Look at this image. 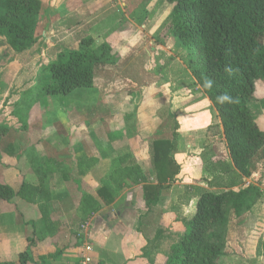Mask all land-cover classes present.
Listing matches in <instances>:
<instances>
[{"label": "rangeland", "instance_id": "1", "mask_svg": "<svg viewBox=\"0 0 264 264\" xmlns=\"http://www.w3.org/2000/svg\"><path fill=\"white\" fill-rule=\"evenodd\" d=\"M164 2L143 0L141 10L145 12L143 16L148 14L145 17L149 21V32L169 18L172 6ZM126 28L129 32L134 31L128 23ZM119 29H122L121 26ZM33 32L36 42L23 53L14 52L6 37L0 36V150L10 149L16 156H5L4 160L10 168L18 164L21 181L35 182L34 159L45 155L56 158L69 169L76 165L78 156L83 152H94L108 159L121 155V152L112 153L110 139L138 135L144 142L163 138L177 140L181 133L187 134V141L182 137L174 153V157H179L182 163L180 177L170 186H165L163 199L158 205L147 206V220L143 223L151 241L162 231L160 249L147 251L151 257H156L153 264L165 261L161 252L164 255L169 252L186 232L188 222L196 211L197 198H187L188 188L220 191L223 188L218 186H224L230 177L220 175L218 179L207 171L212 161L229 165L232 161L221 120L190 69V60L197 58L196 54L184 48L171 31H165L162 26L154 36L156 42L136 49L137 60L142 63L141 71L129 67L105 81L103 65L117 63L121 51L128 49L127 46H120L113 37L112 47L109 44L98 48L92 46L98 55L106 52V57L96 67L94 89L77 90L69 96H46L36 102L39 80L49 76L47 66L58 59L60 52L74 51L77 46L63 45L66 41L62 36L74 35V31L63 35L61 31L56 32L58 39L47 36L45 30L38 26ZM57 42L59 45H53ZM154 48H157L155 52ZM153 66L163 69L162 79L150 73L149 70H154ZM258 88L256 99L251 104L257 118L264 113V83ZM191 97L195 101H191ZM258 121L263 122V119ZM155 123L160 127H155ZM93 137L95 143L88 141ZM110 163L111 172L117 165V159H112ZM144 165L150 169L153 167L148 162ZM5 169L0 164V171ZM2 172L0 180H3ZM75 173L73 169L70 171L71 176ZM91 177V181L84 184L87 192L102 187L109 174L95 172ZM258 185L263 201L261 199L254 210L241 218L230 211L227 222L211 233L212 241L222 246L217 264H264V150L256 161L254 175L244 179L240 188H257Z\"/></svg>", "mask_w": 264, "mask_h": 264}, {"label": "trees", "instance_id": "2", "mask_svg": "<svg viewBox=\"0 0 264 264\" xmlns=\"http://www.w3.org/2000/svg\"><path fill=\"white\" fill-rule=\"evenodd\" d=\"M164 1L172 6V13L163 29L171 31L184 48L196 54L197 58H192L189 66L221 120L232 163L212 161L208 166L207 171L216 175L215 178L230 176L224 186H218L222 190L188 188L187 198H197L195 214L186 232L163 254L162 264H217L222 246L212 241L211 233L227 222L230 211L239 218L262 198L257 188L240 186L244 179L253 176L256 161L264 150V128L251 108L259 83L264 81V0ZM40 11V0H0V36L6 37L14 52L23 53L34 46L33 31ZM93 43L92 39H85L81 51L60 53L47 66L49 76L39 80L36 102L46 96H69L77 90L94 87L95 69L106 52L98 55L90 50ZM150 150L151 177L143 173L131 156L118 159L117 168L99 190V196L106 203L112 202L121 190L143 183L147 206L160 202L165 186L177 181L182 168L173 155L174 142L156 140ZM96 163V159L80 158L79 175H84ZM41 169L40 186L24 182L16 194L10 186L0 184V200L19 197L32 202L36 197L47 198L45 178L54 175L58 167L48 160L46 168ZM151 178L154 181L150 182ZM101 208L93 196L83 195L82 211L86 218ZM161 236L162 231L145 250L151 264L156 257H151L147 250L159 248ZM29 260L37 264L30 253L20 255V264H28Z\"/></svg>", "mask_w": 264, "mask_h": 264}, {"label": "crops", "instance_id": "3", "mask_svg": "<svg viewBox=\"0 0 264 264\" xmlns=\"http://www.w3.org/2000/svg\"><path fill=\"white\" fill-rule=\"evenodd\" d=\"M40 1L41 11L35 28L38 26L45 30L47 36L52 35L57 39L59 35L56 32L61 31L63 35L66 32L74 31V35L70 33L67 36H62L63 40L66 41H63V45L77 46L74 51L83 49L82 42L85 39H92L94 42L92 46L97 48L106 44L113 45V37L119 41L120 46H127V50L121 51L117 63L103 65L105 81L111 79L113 75H117L119 70L129 67L141 71L143 69L142 63L137 60L136 49L144 46V44L156 42L154 36L166 22L163 21L149 32L147 29L149 21L145 17L148 14L143 16L145 12L141 10L143 0ZM160 2L163 3L164 0H160ZM121 21L124 24L121 25ZM127 23L134 30L133 32H129L126 28ZM120 26L121 30L119 29ZM112 30H117V32L119 30V34L113 33ZM55 44L59 45L58 42L53 45ZM129 45L132 47L129 48ZM89 49L92 50V47ZM156 49L154 48L153 51L155 52ZM92 51L97 50L93 49ZM160 69V67L159 69L155 67L154 70L149 71L154 74V77L162 79L163 69ZM96 82L95 78L94 86H96ZM192 97L190 100L195 101L192 100ZM260 118L263 119L261 124L264 128V113L261 114ZM155 124V127H160L157 123ZM147 129L150 131V126ZM182 137L184 141H187L188 135H183V133L177 140L163 138L144 142L138 135L110 139V146L113 147L112 153L121 152V155H115V157L108 159L99 157L94 152H83L78 156L75 168L69 169L64 167L62 162L60 163L56 158L45 155L42 158L34 159L33 172L37 177L35 182H27L24 179L21 181L19 179L20 171L17 168L18 164H12L13 166L10 168L7 161L4 160L5 156L16 158L15 154L10 149L7 151L0 150V164L6 168L4 172L0 171L3 175L0 184L10 186L16 194L24 182L33 186H40L41 168H46L48 160H52L58 167V171L54 175L45 178L47 198L36 197L32 202L22 200L19 197L11 200H0V263L20 264V255L26 252L31 254L37 264H150L149 259L145 256L147 254L145 249L151 242V237L143 228L149 209L145 200V184L133 185L121 190L110 203H106L99 196V190L103 185L96 191L87 192L84 189V184L91 181V175L95 172L110 176L117 168L115 167L110 172L109 167L112 159H117L118 163V159L126 155L131 156L143 173L149 175L153 171V167L150 169L144 163L148 162L152 166L151 143L156 140H170L178 148ZM88 141L96 142L94 137L89 138ZM82 157L96 159L97 163L84 175H79L78 160ZM175 159L180 165L182 164L179 157H175ZM72 169L76 171L72 175L74 177L70 175ZM92 183L95 185L96 182L93 181ZM256 187L260 191V186ZM84 194L93 196L102 205L100 211L88 218L82 211ZM162 199L163 194L160 202ZM83 226H86V229ZM25 229L29 231L26 232ZM161 255L164 256L163 252ZM160 262L158 264H162L164 261Z\"/></svg>", "mask_w": 264, "mask_h": 264}, {"label": "built area", "instance_id": "4", "mask_svg": "<svg viewBox=\"0 0 264 264\" xmlns=\"http://www.w3.org/2000/svg\"><path fill=\"white\" fill-rule=\"evenodd\" d=\"M84 229H86V226H83Z\"/></svg>", "mask_w": 264, "mask_h": 264}, {"label": "clouds", "instance_id": "5", "mask_svg": "<svg viewBox=\"0 0 264 264\" xmlns=\"http://www.w3.org/2000/svg\"><path fill=\"white\" fill-rule=\"evenodd\" d=\"M224 99H227V97H225Z\"/></svg>", "mask_w": 264, "mask_h": 264}]
</instances>
